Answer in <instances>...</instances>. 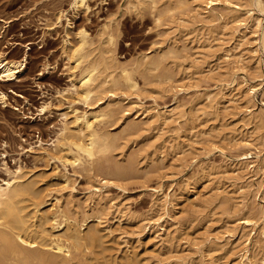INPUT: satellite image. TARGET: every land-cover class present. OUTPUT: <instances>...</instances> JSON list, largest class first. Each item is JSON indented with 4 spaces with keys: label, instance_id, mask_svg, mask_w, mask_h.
Returning a JSON list of instances; mask_svg holds the SVG:
<instances>
[{
    "label": "rangeland",
    "instance_id": "1",
    "mask_svg": "<svg viewBox=\"0 0 264 264\" xmlns=\"http://www.w3.org/2000/svg\"><path fill=\"white\" fill-rule=\"evenodd\" d=\"M70 1L0 0V52L26 55L16 78H0L6 101L0 100V181L8 176L2 160L9 169L20 165L38 179L45 207L57 197L84 231L100 228L95 243L72 250V264H92L91 256L98 264H240L235 253L248 233L253 264H264V170L236 160L254 151L237 143L246 136L264 148V47L251 32V15L264 22V0L263 10L256 0H214L207 9L224 10L223 19L194 15L175 0H88L89 8L72 17ZM61 11L72 20L68 29L64 16L58 22ZM80 28L92 60L100 59L106 32H113L110 54L136 87L98 88L91 104L106 106L110 93L118 101L98 125L112 146L91 163L72 166L25 148L38 137L49 143L63 112L85 108L65 90L73 65L66 32L74 42ZM144 55L154 62L146 68L139 65ZM258 83L247 93V84ZM173 102L177 113L165 122L127 110L133 103L151 109ZM41 104L48 109L40 118ZM129 121L138 125L129 128ZM246 213L257 223L251 232L238 220Z\"/></svg>",
    "mask_w": 264,
    "mask_h": 264
},
{
    "label": "bare ground",
    "instance_id": "2",
    "mask_svg": "<svg viewBox=\"0 0 264 264\" xmlns=\"http://www.w3.org/2000/svg\"><path fill=\"white\" fill-rule=\"evenodd\" d=\"M175 1L176 6L193 9L195 11L194 15H205L213 19L227 17L224 10L207 9V7H211L214 0ZM218 1L223 2L225 5L230 3L228 0ZM134 2L136 5L154 4L157 0H135ZM256 6L259 10H263L261 0H256ZM70 7L73 11L71 15L74 17L80 10L86 11L89 8L88 0H71ZM251 12L249 11L250 15ZM62 16L66 20L65 27L68 29L72 25V20L61 11L57 16L58 22H60ZM159 18L160 15L157 19ZM241 24L244 25V28H249L246 22L243 21ZM251 25H253L251 32L261 35V44L264 47V22L261 21L260 17L251 15ZM49 28H52V26ZM75 36V41L70 42L69 33L68 31L66 32L65 42L69 45L68 49L71 55V58L70 56L68 58L72 60L73 65L69 69L71 70L72 68L69 74L70 85L65 90L72 93L74 99L84 101L85 108L82 110L71 108L68 112H63L61 125L55 131V136L50 138L49 143L38 137L34 141L36 142L35 145L28 142V146L25 148L29 152L56 158L72 166L82 165L84 162L86 163V160L91 163L96 154H103L112 146L111 136L103 132L98 125L105 116L107 117L109 112L111 113L116 108L118 101L114 98L116 94L110 93L109 96L113 97L110 99V101H114L113 105L109 103L110 101H108L106 106L91 104V98L97 95L98 88L111 87L112 89V87L121 83L128 87H136V81L133 80L130 71L125 67H121L116 58L110 54L114 37L112 31L106 32L104 42H106L107 46L104 44L103 47L99 48V60H92L89 57L92 47L86 30L84 28L78 29L75 32ZM200 52L198 51V56L196 55L197 59L199 56L201 57ZM225 55L226 57L230 56L228 53H225ZM144 57L145 59H143ZM141 58L143 61H139L141 62L139 65L143 68L154 63L150 60L148 61L146 55ZM25 60L26 55L18 59L4 56L0 52V78L3 80L16 78L18 73L23 70ZM241 81L243 82L244 79ZM234 83L237 85L235 86L236 89L240 91L239 84L241 85V83ZM257 88H259V83L247 84V93H253ZM0 100L5 104V93L2 91H0ZM47 109V104H41L37 116L39 115L41 118V115ZM130 109L141 110L143 117L153 118L161 122L173 118L177 113L175 102L162 107L155 106L151 109L133 103L127 110ZM246 109L249 115L245 122L247 126L252 122V117L250 116V107L246 106ZM135 125H138L135 121L126 123L129 128H135ZM237 143L242 146L252 147L254 151L247 149V151L238 154L236 160L246 168L264 170V153L261 155L264 148L261 150L254 144L252 135L240 139ZM45 144L49 145V147H45ZM1 154L2 158L6 157L5 152ZM2 164L8 176L0 181V264H72V250H84L85 247L92 245L100 238L99 227L88 228L84 231L76 217L72 218L67 215L61 203L58 202L57 197H54L49 207H45L44 203L46 201L40 199L41 190L36 186L38 179L28 176L20 165L15 169H9L4 160H2ZM261 185L264 187V184ZM239 188H243V186L240 185ZM219 190L221 191V189ZM97 192L99 196V189ZM159 198L163 202L168 201V195L163 191L159 192ZM247 213L245 216L238 218V220L243 228L249 227L251 232L257 226V223L252 218H249ZM261 214L263 218L259 236L264 238V206ZM148 223L151 224L150 222ZM240 235L244 237L241 233ZM240 240H242L243 246L238 248L235 253L239 263L253 264L252 257L254 253L251 250L253 242L249 233ZM90 259L92 264H98L94 256H91Z\"/></svg>",
    "mask_w": 264,
    "mask_h": 264
}]
</instances>
